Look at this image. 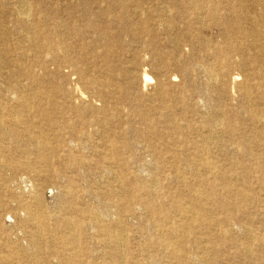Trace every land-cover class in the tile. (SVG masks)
Returning <instances> with one entry per match:
<instances>
[{
	"label": "rangeland",
	"instance_id": "rangeland-1",
	"mask_svg": "<svg viewBox=\"0 0 264 264\" xmlns=\"http://www.w3.org/2000/svg\"><path fill=\"white\" fill-rule=\"evenodd\" d=\"M14 1L0 0V22L3 26L6 24L10 37L4 47L8 49V45L15 44L29 50L35 54L33 59L39 60L43 54L39 51L36 54L32 44L16 35L19 25L10 10V3ZM200 1L203 9L198 12L188 0H29L33 26L41 32L39 39L43 40L44 35L66 37L74 48V66L97 77L99 85L77 84L78 77L71 75L72 68L65 63L62 53L49 61L44 71L32 59L22 61L29 66L27 71L25 69L26 75L11 62L0 63V100L6 98L10 86L27 89L28 95L29 72L40 73L44 92H55L64 107L58 115L50 113L56 120L52 125L44 122L42 128L55 146L70 145L78 160L84 162L83 166L76 167L62 153L57 155L59 158L50 160L49 169L41 171L40 164L34 162L35 156L26 152H33V142L26 137L18 142L3 137L0 147L5 152L0 153V181L8 186V192L0 191V200L10 203L6 208L0 207V264H5V257H11L12 261L6 264H50L52 253L61 251L62 241H58L55 245L41 242L43 253L29 252L33 241L30 234L35 229L32 220L41 213L65 215L79 221L77 225L83 223L84 233L80 234L78 225L73 234L81 236L86 263L103 264L105 259L106 264H119L109 259V255L102 256L105 251L98 244L97 232L89 220L92 210L100 209L109 201L118 202L119 207L111 210V215L120 217L125 226V264H151L153 258H157V264H170L169 255L153 247L151 241L157 235L149 215L170 210L180 227L182 223L175 205L179 201L189 203L194 192L201 190L211 193L212 197L200 200L206 222H195L183 242L181 251L188 256L186 264H199L201 258L206 264H264V186L261 183L264 181V142L257 139L258 131L246 111L247 101L232 82L233 75H240L242 83L244 75L257 76L264 71L255 59L258 52L248 48L253 45V38L235 37L237 43L244 44L250 51L245 57L228 52L232 63L230 73L223 79V87H208L200 71L214 65L218 58L223 59L224 53L210 56L206 49L211 52L228 49L227 20L233 24L242 21L243 29L250 31L252 21L244 18L264 19V0L260 5L245 1L246 11L237 8V0ZM211 9L217 11V19L209 14ZM106 49L109 54L105 53ZM191 58L195 66L185 74L183 64ZM145 72L153 79L149 83L144 81ZM160 79L169 85L167 99L173 95H184L188 99L186 104L176 105L173 111L183 132L190 134L189 138L174 135L183 151L181 168L191 167L193 143L199 135L197 130L201 127L202 135L207 136L217 129L214 115H226L223 125L216 130L221 134L216 143L217 155L213 156L221 174L215 176L200 170L198 176L188 172L178 178L169 168L170 157L165 154V164L160 162L163 167L158 170L151 167L158 158L149 139L162 151L171 143L166 122L169 112L155 97ZM107 84L112 86L114 94L105 89ZM103 91H107L104 96ZM254 93L255 104L263 110L264 89ZM78 96L82 102L72 106V98ZM9 104L6 101V105ZM149 109L152 110L151 121L146 122L140 113ZM259 115L264 117V112ZM230 126L234 131L232 135ZM83 133L88 137L78 138ZM115 146V157L102 156L101 153ZM23 163L33 169L9 170ZM105 167L115 173L106 176ZM137 175L149 182L144 189L137 185ZM208 179L211 181L207 182ZM200 180H206L204 187H195ZM154 182L160 183L158 189L152 186ZM229 182L230 187H227ZM109 185L116 190L109 189L108 193ZM69 190L79 192L80 196L65 195ZM36 196L41 198V206L34 200ZM22 202L27 203L21 206ZM51 224L66 232L62 222ZM250 232L256 238L251 250L247 248ZM14 246L19 248L18 254H11L10 248Z\"/></svg>",
	"mask_w": 264,
	"mask_h": 264
},
{
	"label": "bare ground",
	"instance_id": "bare-ground-1",
	"mask_svg": "<svg viewBox=\"0 0 264 264\" xmlns=\"http://www.w3.org/2000/svg\"><path fill=\"white\" fill-rule=\"evenodd\" d=\"M194 10L202 11L203 6L201 5L200 0H188ZM245 1H250L254 4H261L263 0H237V8H240L242 11H246L248 6L243 5ZM253 4V5H254ZM1 7V4H0ZM10 10L12 12V16L15 18L19 27L17 29V37L24 42L30 43L35 47V52L39 51L43 55L39 57V60H35V54H32L29 50L25 48H18L15 44L8 45V49H5L4 46L9 44V30L6 24L3 26V23L0 22V63L11 62L15 64V66H19L21 70V74L26 75L27 65L22 63V61H34L41 71H44L47 67V63L51 60H55L57 55L61 53L64 54L65 63L70 65L71 75H76L78 77V83L85 86H98L99 81L97 77L91 76L86 73V71L82 68H76L75 60L73 58V46L66 37L63 35H57L56 38L48 37L44 35L43 40H40L41 32L38 31L33 25V9L29 0H15L13 3H10ZM209 14L217 19V11L215 9L209 10ZM199 15V14H198ZM251 15V14H250ZM244 19L252 21V29L250 31L244 30L242 27V21L233 24L232 21L227 20L226 24L229 26V39H228V49L221 50L215 49L214 52H211V49H206V53L210 56H219L220 53H224L221 58L217 59L216 63L212 66H205L201 68L200 71L206 77V84L208 87H223L224 86V78L228 76L231 69V59L228 52L236 53L239 55H243L244 57L247 55L248 51L251 49L258 52L255 55L256 61L259 62L260 67H264V19L259 17H245ZM50 21L55 22L54 19H48ZM147 23V22H145ZM2 26L4 27L3 29ZM55 26H57L55 24ZM161 28V27H160ZM162 29V28H161ZM241 35L242 38H253L254 43L249 49L244 47V44L237 43L235 37ZM40 40V41H39ZM187 50V49H186ZM247 50V51H246ZM211 52V53H210ZM106 54H109L110 51L106 49ZM37 54V52H36ZM63 56V55H62ZM194 59L191 58L183 64V72L188 74L194 68ZM245 62V61H244ZM243 62L242 66L245 64ZM26 69V71H25ZM198 71V70H197ZM199 71V72H200ZM40 72V71H39ZM39 74L36 71H30L28 74L29 78V94L25 89H21L20 87L10 86L7 91L8 95L4 100H0V142L4 136L9 137V139L13 142L22 141L24 137L28 138L31 142H33V152L26 151L29 155H33L34 162L40 164V170L45 171V169H49V162L54 158H59L57 155L66 154V156L70 159L73 165L76 167H80L84 165V162L78 160L79 158L75 156L74 148L68 144L56 146L52 143L49 138L48 132H46L42 126L44 122L52 125V122L56 120L53 117V114L61 112L64 107L60 104V102L56 99L55 92H50L47 94L44 92V82L39 79ZM144 81L145 83L151 82L153 79L145 72L144 73ZM174 80V78H173ZM176 80V79H175ZM259 80V81H258ZM240 81V75H233L232 82L237 85L240 92H242L243 97L247 101L246 111L250 115L249 120L252 123V126L255 130L258 131L257 139L259 142H264V117L260 116L261 112H264V109L261 110L258 108L257 104L254 101V95L256 91H262L264 89V71L261 73H257L255 75H244V80L242 83ZM75 82V81H74ZM258 82V83H255ZM151 84V83H150ZM147 85V84H146ZM4 87V86H3ZM112 86L107 84L105 86L106 90H110L113 94L115 93ZM122 87V86H121ZM103 91L101 94L104 96ZM155 97L161 102L166 111L169 112V115L166 117V122L169 124L167 127L170 132V141L168 143L169 146L166 147L164 151L155 147L152 139H149V145L153 150V153L156 155L157 163L152 164L151 167L155 169H160L164 166V154L170 157V161L168 162L169 168L176 177L180 178L184 176L188 172H192L194 175H199L198 173L201 171H205L210 175H218L221 174V168L217 165V163L213 160V156L217 155L216 152V143L219 140V135L221 134L218 130L224 123L226 115L222 113H217L214 115V119L216 121L217 129L211 130L207 136L202 135V128L197 130L199 135L196 138V141L193 143L194 152L192 153L190 163L191 167L181 168L180 164L183 163V151L181 147L178 145L179 140L174 138L175 134L184 135L185 138H189V132L185 133L181 129V125L179 121H177V117L173 114L174 107L180 103L186 104L188 99L185 98L184 95H173L167 99L168 94L170 92L169 85L163 81L162 79L158 80L157 88L155 90ZM151 93V92H150ZM149 94V93H148ZM115 99V98H114ZM123 99V98H122ZM126 99V98H125ZM132 99V98H131ZM5 101V102H4ZM6 101H9V106L6 105ZM79 102H82V98L80 96L72 98L70 104L72 106L78 105ZM141 102V101H140ZM212 103V102H211ZM132 106V105H131ZM130 106V107H131ZM135 107V106H134ZM133 108V107H132ZM151 109L146 110L144 113H140V115L144 118L146 122L151 121L150 113ZM153 120V119H152ZM130 123V122H129ZM180 128V129H179ZM177 130H179L177 132ZM231 135L234 133L232 127H229ZM227 131V130H226ZM73 132L72 134H74ZM224 133V132H223ZM71 134L65 133L64 135ZM71 134V135H72ZM88 137V134L83 133L81 136ZM149 138L151 136L149 135ZM171 145V146H170ZM80 149V146H79ZM5 152L4 148L0 147V153ZM117 152V148L110 147V149L105 150L102 154L104 157L111 158L115 157ZM61 156V155H60ZM11 161V160H10ZM151 161V160H150ZM147 160V162H150ZM160 162L164 164L160 165ZM151 163V162H150ZM149 165V164H148ZM252 166V165H251ZM33 169L31 165L28 163H23L21 165L17 164V167L11 166L10 171H20L21 169ZM239 169V168H236ZM264 169V166L262 167ZM104 174L112 176L115 172H113L110 168L105 167L103 170ZM145 173V172H144ZM143 173V174H144ZM257 173V172H256ZM224 173L222 172V175ZM137 185L140 188L147 184V180L142 175H137ZM25 180V179H24ZM211 181V180H207ZM206 180H200L198 184H195V187L202 188ZM25 183V182H24ZM149 183V182H148ZM264 186V181L261 182ZM152 184V183H151ZM159 182H154L156 189L159 187ZM230 182L226 183L227 187H230ZM26 185V184H25ZM30 185V184H29ZM158 187V188H157ZM154 188V187H153ZM109 189L113 191L116 190L112 185L108 186V193H110ZM144 189V188H143ZM152 189V188H151ZM156 189L153 190V193L156 194ZM8 192V186L4 182L0 181V191ZM33 190V189H32ZM20 191V190H19ZM28 191V190H27ZM32 192V191H31ZM35 192V191H33ZM72 192V193H71ZM65 195L70 197H79L80 193L74 190L64 192ZM202 197L209 198L212 197V194L204 191H196L194 192L191 202L179 201L175 205L176 211H178V217L180 218V222L182 225L179 227L175 223V220L171 217L170 210L162 214L157 215H149L150 221L155 224L156 227V235L154 241H151L153 247L158 248L161 252L166 253L171 258L170 264H186V260L188 256L183 254L181 249L183 248V242L187 240L188 233L194 227V223H204L206 222V212L202 207L200 200ZM131 197H129L130 199ZM128 199V200H129ZM40 206L42 204V200L40 197L36 196L34 199ZM109 201V200H108ZM10 202H5L4 200H0V207L6 208L9 206ZM27 203V202H26ZM25 203V204H26ZM24 202L20 203L21 206L25 205ZM190 205L187 207V205ZM13 206V203H12ZM119 207L118 202L109 201L102 205V207L98 210H92L91 216L89 220L93 223V229L97 232L98 244L105 251L102 253V256H110L109 259L112 261H117L119 264H125V252L124 245L126 244L125 239V226L123 220L120 217H114L111 215V210L117 209ZM140 210V209H139ZM128 211L130 209L128 208ZM114 212V211H113ZM233 212H231L232 214ZM23 215V214H22ZM1 217V211H0ZM24 218V215H23ZM33 221V225L35 229L31 232V246L29 247V252H35V254L43 253L41 242L54 244L58 241H62L61 243V251L52 253L51 257L53 259L50 261V264H88L83 259V250L81 247V236L76 237L73 234V230L75 226H80V234L84 233V225L82 222L68 218L67 216H45V214H40L35 217ZM193 221V223H192ZM51 222H62L65 224L66 232L62 231L58 226H53ZM57 227V228H56ZM69 230V232H67ZM72 230V231H71ZM115 230H119L114 232ZM1 231V229H0ZM13 233V231H12ZM62 234L63 236H58V234ZM127 237V236H126ZM14 238V237H13ZM36 238V240H34ZM17 241V240H16ZM256 242V238L250 232V243L247 248L251 250L253 248L254 243ZM43 243V244H44ZM194 244V242H193ZM55 245V244H54ZM52 247H55V246ZM204 251H209L210 249H203ZM11 254H18L20 251L17 246L10 248ZM63 253V254H62ZM97 253V252H95ZM31 254V253H30ZM94 255V254H93ZM100 255V254H99ZM68 256V257H67ZM50 257V258H51ZM11 257H5L4 262L11 263ZM237 259V258H236ZM106 260L104 259L103 264H106ZM195 261V260H194ZM151 264H157V258H153L150 261ZM197 263V262H196ZM248 263V262H247ZM17 264V263H14ZM22 264V263H21ZM39 264V263H38ZM110 264V263H108ZM199 264H206L205 259H200Z\"/></svg>",
	"mask_w": 264,
	"mask_h": 264
}]
</instances>
